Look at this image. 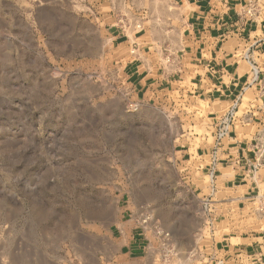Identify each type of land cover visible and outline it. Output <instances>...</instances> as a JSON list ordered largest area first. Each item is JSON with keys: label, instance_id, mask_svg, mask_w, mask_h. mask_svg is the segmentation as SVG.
<instances>
[{"label": "rangeland", "instance_id": "obj_1", "mask_svg": "<svg viewBox=\"0 0 264 264\" xmlns=\"http://www.w3.org/2000/svg\"><path fill=\"white\" fill-rule=\"evenodd\" d=\"M180 14L174 0H0V264H195L208 207L174 153L205 111L178 83L137 98L133 50L111 35L160 52ZM121 227L144 232L146 257L121 250Z\"/></svg>", "mask_w": 264, "mask_h": 264}, {"label": "crops", "instance_id": "obj_2", "mask_svg": "<svg viewBox=\"0 0 264 264\" xmlns=\"http://www.w3.org/2000/svg\"><path fill=\"white\" fill-rule=\"evenodd\" d=\"M174 2L181 12L176 46L158 52L131 42L118 30L111 32L112 41L133 50L123 69L137 98L152 99L164 90L161 87L178 83L185 86L179 90L181 96L202 105L205 111L206 131L174 153L177 164L187 165L190 185L208 207L210 232L208 237H194L193 263L264 264L260 236L264 229L244 233L219 228L243 211L264 221V215L256 212L259 205L264 206V150L257 153L264 142V117L259 112L261 101L255 100L256 87H246L250 64L242 57L249 50L264 72V0ZM249 6L254 12L252 20L246 14ZM237 99V117L218 140L219 122ZM246 110L254 115L242 118ZM119 231L122 251L130 257H146L143 231L138 227H121Z\"/></svg>", "mask_w": 264, "mask_h": 264}, {"label": "built area", "instance_id": "obj_3", "mask_svg": "<svg viewBox=\"0 0 264 264\" xmlns=\"http://www.w3.org/2000/svg\"><path fill=\"white\" fill-rule=\"evenodd\" d=\"M246 14L249 17V20H252L254 17V12L251 6H249L246 10ZM243 59L246 60L250 64V72L246 78V87H256L258 96L255 98L256 101H261L260 111L263 113L264 117V72L261 67L252 59L251 53L247 50L243 55ZM240 99L234 101L226 114L222 117L219 122V126L217 127V139L220 140L224 135H226L228 129L231 127L232 122L237 117L239 112ZM249 115H254L250 110H246L243 114H241L242 118L247 119ZM264 150V142H261L257 148V153L261 154ZM258 214L264 215V206L259 205L256 209ZM262 238V246L264 247V230L260 234ZM218 264H222L218 262Z\"/></svg>", "mask_w": 264, "mask_h": 264}]
</instances>
